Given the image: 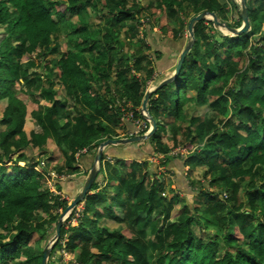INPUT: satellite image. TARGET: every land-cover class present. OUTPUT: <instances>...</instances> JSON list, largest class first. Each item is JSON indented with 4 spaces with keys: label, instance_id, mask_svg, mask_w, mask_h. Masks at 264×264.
<instances>
[{
    "label": "trees",
    "instance_id": "trees-1",
    "mask_svg": "<svg viewBox=\"0 0 264 264\" xmlns=\"http://www.w3.org/2000/svg\"><path fill=\"white\" fill-rule=\"evenodd\" d=\"M246 7L245 35L223 36L209 21L194 25L177 78L149 99L155 134L139 143V156L113 164L102 156L77 224L61 227L47 264L64 239L77 264H264V0H246ZM156 11L177 23L173 39L185 34L184 20L204 12L232 29L241 24L219 0H0V264H41V243L68 206L59 182L77 178V166L101 143L127 133L126 112L141 119L161 56L148 44L157 40ZM41 66L43 81L30 72ZM16 90L42 101L33 100L29 135ZM202 106L208 111L200 114ZM166 127L170 138L163 142ZM49 143L61 163L19 166L32 151L54 156ZM182 143L186 157L170 156ZM156 155L175 175L181 197L177 189L167 198L157 166L143 159ZM194 168L202 172L191 179ZM100 219L121 227L100 229Z\"/></svg>",
    "mask_w": 264,
    "mask_h": 264
},
{
    "label": "rangeland",
    "instance_id": "rangeland-1",
    "mask_svg": "<svg viewBox=\"0 0 264 264\" xmlns=\"http://www.w3.org/2000/svg\"><path fill=\"white\" fill-rule=\"evenodd\" d=\"M143 4L145 5V3H143ZM155 15H156V20H157V25L158 24L160 25V21H161L162 18H165V15L163 13H159L158 11L155 12ZM184 21H185V23H184L185 27H184L183 32L185 34L183 35V37H184L183 40L180 42V39L179 38L178 39L177 38L176 39H173L172 32H171V30H173V29L174 30L178 29V26L176 25L177 23L176 24L175 23H168L167 20H166V18H165V22H166L165 24H166V26L164 27V30H166V31H164V32L163 31L162 32L160 31V34L158 35L157 40L155 38L152 39V37H150L148 39V44H149V46L152 49L151 53L156 52V51H160V52H163L162 55H165L166 56V55H169L170 54V52L172 50L171 47L177 48V50H178V49H180V47L183 44H187L188 41H189V37H187V26H188V23L189 22L187 20H184ZM141 30L142 29H139L140 32H141ZM215 30H217V29H215ZM156 31L158 32L159 31V28H156ZM221 34L222 35L225 34L226 36L228 35L227 33H225V30H223V29H222ZM181 43H183V44H181ZM60 49L62 51H64L65 50V45L64 44H61ZM61 50H60V52H61ZM57 57L56 56H52L51 58H48V59H55ZM30 72L31 73H33V72L38 73L41 76L42 81L44 80V78H43L44 76L42 74L43 73L42 72V66L40 68H33V69H31ZM54 89L56 90L57 87H55ZM16 91H17V98L22 102V104L26 108V117L24 119L23 131H24V133L26 135H29V133L33 129H35L34 120H33V117L31 115L32 112H35V110H36V106L34 105L33 100H36V101L38 100L40 103H42V101L39 99V97L37 95L34 96V97H30V96H28L26 94H23L21 92H18V90H16ZM22 91H24V90H22ZM62 94H63L62 91H60L58 89V97H59V99H62V97H63ZM4 107H5V102H0V119H1V115H2V112H3ZM202 111H204V109H201L200 110V113ZM136 119L138 120V118H136ZM178 126H179L178 124H175L173 127L175 128V127H178ZM3 128H4L3 126H0V132L3 130ZM164 130H167V132L164 131L163 134L160 135V138L163 140V142H166V140L170 138V130H169L168 127H166ZM119 132L121 134V131H119ZM121 136L122 135H120V138H121ZM130 137H134V136H130L129 135V137H127V138H130ZM121 139H126V138H121ZM186 146L187 145L184 144V143H182V145L180 146L178 155H182V157L180 156L179 158H182L183 159L189 153V150L190 149L189 150H186L185 148H183V147H186ZM47 147H48L49 150H52L54 152V156L42 157V156H39V154H38L37 151H32L31 154L29 153V155H27L26 160L24 159L23 161H21V163H19V166H24L28 162H31V160H34V162H36V161H38V159H40L41 165H46L47 169H52L57 163H61L62 162V157L60 156V154L58 152L55 153L56 150H55V148H53V144H50L49 143V144H47ZM182 149H184L185 151L182 150ZM185 152H187L186 155H185ZM191 152H192V150L190 151V153ZM147 161L148 162H151V163L153 162L157 166V168H156V175H158V174L162 175V179L161 180L163 181V184H164V192H165L167 198H170L171 195H172L170 193V191L174 190L176 192V188H175L174 183L171 182V181L174 180L173 178H170V180H167V177L165 178L164 169L161 168V167H163L161 165L163 159H158V157L156 156L155 159L152 158V157H149ZM40 167L41 166H38L36 170H39ZM186 170H187V168H184V171H186ZM161 172H163V173H161ZM163 174H164V177H163ZM190 175H191L190 178L191 179H194V178L199 177V172L198 171H196L195 173L192 172ZM147 177H150V174H148ZM66 180L67 179H64V180L60 181L59 183L61 185H63V186H66L70 182V181H66ZM113 184H116V183L113 182V181H111L108 184V186L109 187H114ZM50 188L53 189V187H50ZM179 194H180V197H181L182 196L181 195L182 193L180 192ZM109 195L111 196L112 194L109 192ZM62 197L65 200H67L68 203H70L71 202V199L74 198L73 197V192H69L68 193V197L67 196H62ZM186 199L189 202L192 201V198L191 197H186ZM76 208H78V210L81 211V209H83V204L78 205ZM174 209H176V210H174L171 213L172 219L176 216V212L175 211H179L180 206L176 205V207ZM154 218H155V216H152L151 217V220L154 219ZM97 227L100 228V229L105 228V229H107L109 231H118V229H120L121 226H119L118 224H116V223H114V222H112L110 220L100 219L98 221ZM195 231H196V235H199L200 232H201V230L199 231L198 228H195ZM124 234H125L126 237H128V234L127 233H124ZM51 239H54V231H53V233H51V235H49L47 237L45 243L44 242L41 243V246L44 248L46 244H48V243L49 244H52L51 243ZM35 240H37V237H34L33 239L30 240V242H29V244L27 246L29 249L34 248L35 245H34V242L33 241H35ZM57 253L58 252H56L55 256H53V257H51V259H49L50 264H64L63 258L61 256L60 257H56ZM71 257L72 258H75L74 254H72ZM21 261H25V259L23 258ZM103 264H107V263H103ZM108 264H110V263L108 262Z\"/></svg>",
    "mask_w": 264,
    "mask_h": 264
},
{
    "label": "water",
    "instance_id": "water-1",
    "mask_svg": "<svg viewBox=\"0 0 264 264\" xmlns=\"http://www.w3.org/2000/svg\"><path fill=\"white\" fill-rule=\"evenodd\" d=\"M239 3V11H238V17L241 20V26L238 29H232L229 28L225 23H221L216 18V15L214 13H201L189 20L188 26H187V37H189L188 43L185 45L183 51L180 53L178 61L175 65L173 74L171 77H168L167 79H163L160 83L157 85H154L153 87L146 90L144 94V98L141 102V107L139 109L140 116H143L144 119L148 120L150 129L147 134L141 135V136H134L126 139H114V140H107L103 143H101L93 157L92 166L87 173L85 177V181L82 185V188L80 192L71 200V202L68 204L66 209L61 213L59 216V219L55 225L54 228V239H51L52 244H46L42 251V262L41 264H47L48 257L50 251L53 249V246L57 243L59 236H60V229L63 225L65 217L74 210L78 205L82 204L85 200L86 196L90 194L91 187L94 183L97 182V179L100 175V168L102 163V156H103V150L109 146H126L131 145L135 143H143L145 141H148L156 132V123L154 119L150 116L147 105L149 102V99L151 95L159 88L164 87L170 83H172L178 76L179 71L184 63V60L187 56V54L192 49V46L194 44V33L193 28L194 25L201 21H209L212 24V27L214 29L219 30L222 32V29L225 30V33L231 36H239V35H245L250 30V24L248 21V12L246 7V0H238ZM223 36H226L223 34Z\"/></svg>",
    "mask_w": 264,
    "mask_h": 264
},
{
    "label": "crops",
    "instance_id": "crops-1",
    "mask_svg": "<svg viewBox=\"0 0 264 264\" xmlns=\"http://www.w3.org/2000/svg\"><path fill=\"white\" fill-rule=\"evenodd\" d=\"M219 1L221 3H223L226 6V8L228 9L229 14H230L229 17L236 18V14H238V11H239V3L237 2V0H219ZM165 23H166L165 22V18H162L161 21H160V25L158 24V26H156V28H159V31L157 32L156 28H154L152 30V35H157V38H158V35L160 34V31L162 32V29H164V27L166 26ZM241 24H240V26H241ZM183 38L184 37L182 36L181 39H180V42L183 40ZM181 44H183V43H181ZM185 45L186 44H183L180 47V49H178V50H177V48L171 47L172 50H171L170 54L166 55V56L162 55L163 52L158 51L161 56H160V59L158 61L153 62V66H154V70L155 71H154V75L152 76L151 81H149L147 83L146 90L149 89V85H153V84L157 85L163 79H167L168 77L172 76L174 68H175V65H176V63L178 61L179 55L183 51ZM201 109H204L205 112L208 111L207 107H203ZM204 111H202L200 114L204 113ZM126 127H127V132L128 133L123 134V132H121V135H122L121 138L129 137L130 133H132V131H133V127H132V125H129V123H126ZM165 131L167 132V130H165ZM128 146L129 145H126V146L124 145V146H120V147L119 146H111L112 148H108V149L105 148L103 150V157L105 159H107V161H109V160L114 161V160L126 159L125 157H129V155L139 156V149H140L139 148V143L134 144L135 147H134V149L131 150L130 153H128L125 150V147H128ZM148 158L149 157H144L143 159L148 160ZM92 162H93V158L92 159L89 158V157L85 158L84 161H83V164L77 166L78 169H79V172L81 174L79 176H77V178L72 179L69 182V184H67L66 186H63V185L61 186V188L63 190V193H66L67 197H68V193L69 192H73V197H75L80 192V190L82 188V185H83V183L85 181V177H86V176H83V172L86 173V175H87V173L89 172V170H90V168L92 166ZM110 163L113 164L114 162H110ZM149 163H151V162H149ZM151 164H154V163H151ZM163 169H164L165 178L167 177V180H170V178H173L174 180L171 181V182L174 183L176 190L179 189L177 187V180H176V177L173 174V172L167 171L166 168H163ZM187 170H188V168H187ZM196 171H198L199 174H200L202 172V169H200V168L192 169L193 173H195ZM161 173H163V172H161ZM185 173H186V171L184 172V175H185ZM164 174H163V177H164ZM52 177H54V176H52ZM64 179H67V178L64 177L62 180H64ZM185 184H186V181H184V185ZM113 185H115V184H113ZM179 190H180L181 193H184V192H182V189H179ZM108 191L110 193H112V188H110ZM186 192H187V190H186Z\"/></svg>",
    "mask_w": 264,
    "mask_h": 264
},
{
    "label": "built area",
    "instance_id": "built-area-1",
    "mask_svg": "<svg viewBox=\"0 0 264 264\" xmlns=\"http://www.w3.org/2000/svg\"><path fill=\"white\" fill-rule=\"evenodd\" d=\"M238 2V0H237ZM155 84L153 85H149V88L153 87ZM141 115V114H140ZM124 121H127L129 123H131L134 127V131H133V134L135 136H141L143 134H147L149 129H150V126H149V122L148 120L144 119L143 116H141V119H135L134 118V115L131 111L129 112H126L125 115H124ZM184 150V149H182ZM185 151V150H184ZM178 153H179V148L177 149H174L173 151H171L169 153L170 156H178ZM187 154V152H185V155ZM184 155V156H185ZM182 157V155H179ZM161 157H159L158 159H161ZM155 159V158H154ZM153 163V162H152ZM83 209H81V211L78 210V208H75L74 210H72L64 219V222H63V226L64 228L67 230V226H75L77 224V221L79 220L80 216H81V212H82ZM66 243V240L64 239L63 242H62V248L61 250L57 253V256L58 257H62L63 258V261H64V264H77L76 261L74 260V258H72L71 256H69L68 252L65 250V245Z\"/></svg>",
    "mask_w": 264,
    "mask_h": 264
},
{
    "label": "clouds",
    "instance_id": "clouds-1",
    "mask_svg": "<svg viewBox=\"0 0 264 264\" xmlns=\"http://www.w3.org/2000/svg\"><path fill=\"white\" fill-rule=\"evenodd\" d=\"M145 92H146V90H145ZM138 113H139V110H138ZM125 122V124L126 123H129V122H127V121H124ZM130 125H132L131 123H129ZM132 127H133V125H132ZM133 131H134V127H133ZM133 131H132V133L130 134V136H135L134 134H133ZM143 135H145V134H143ZM136 144V143H135ZM158 158L159 157H161L162 155H156ZM152 158H155V157H152ZM161 159H163V156H162V158ZM105 160H107V159H105L104 158V161ZM103 160H102V163H101V167H102V165H103V162H104ZM110 162V161H109ZM101 169V168H100ZM69 204V203H68ZM63 226V225H62ZM74 227V226H73ZM72 254H69V256H71Z\"/></svg>",
    "mask_w": 264,
    "mask_h": 264
}]
</instances>
